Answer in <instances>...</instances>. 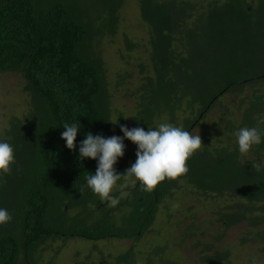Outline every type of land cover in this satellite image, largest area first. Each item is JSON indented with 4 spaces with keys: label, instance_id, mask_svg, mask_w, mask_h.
<instances>
[{
    "label": "trees",
    "instance_id": "1",
    "mask_svg": "<svg viewBox=\"0 0 264 264\" xmlns=\"http://www.w3.org/2000/svg\"><path fill=\"white\" fill-rule=\"evenodd\" d=\"M137 2L149 49L133 58L138 80L126 88L132 99L126 118L110 105L100 57L103 39L117 30L123 0H0V70L21 72L33 104L29 119L11 118L0 130L14 150L10 173L0 175V208L12 216L0 225V264H43L41 252L69 235L133 241L99 264H236L231 246L217 243L224 229L238 224H244L239 244L258 241L264 260V0ZM122 38L127 49L136 45ZM218 73L214 88L210 78ZM111 116L117 130L127 123L146 130L170 123L190 132L201 124V136H210L187 160L186 174L166 178L150 193L121 177L110 199L101 201L86 186L97 161L81 160L79 145L87 133L110 137ZM65 123L80 127L74 150L61 139ZM242 127L262 133L245 155L235 136ZM174 196L185 197L180 209L188 224L161 238L160 222L176 224ZM199 215L207 216L201 221ZM205 222L215 229L209 238ZM147 231L156 243L149 235L144 246L135 245ZM260 260L237 264H264Z\"/></svg>",
    "mask_w": 264,
    "mask_h": 264
},
{
    "label": "rangeland",
    "instance_id": "2",
    "mask_svg": "<svg viewBox=\"0 0 264 264\" xmlns=\"http://www.w3.org/2000/svg\"><path fill=\"white\" fill-rule=\"evenodd\" d=\"M250 2L254 0H248ZM91 10V9H89ZM92 11V10H91ZM90 11V12H91ZM119 23L115 34H113L110 38L106 37L103 39L101 46V59L103 61V80L105 81V92L111 94L110 105L117 110V108L122 112V114L127 118L131 113V100L129 95H126L128 92L127 89H132L134 87V82H137L138 77L135 71V66L131 63L133 62V58L136 56L138 58L147 56V49H149L147 45V27L144 22L141 20L140 10L138 7L137 0H123V3L118 11ZM123 34H126L128 38L132 41L136 42V45L131 49H127L123 43ZM113 40V42H110ZM120 53H123V58L120 56ZM128 61V62H126ZM120 71H132L133 76H128L129 78L121 79L116 76L117 72ZM212 85L216 88L217 82L219 80V73L210 78ZM153 84H156V81H153ZM127 88V89H126ZM31 94L26 89V81L22 76L21 72L18 70L12 71H1L0 70V130L5 128H9L7 125L8 121L11 118L22 116L25 117L28 108H33V104L30 102ZM218 110V109H217ZM219 112V110H218ZM216 114V112H212ZM29 119V115L26 116ZM113 123L112 125V134L116 136H123V133L117 130V126L115 124L114 118L111 116ZM129 129H132L130 123L126 125ZM156 128V127H154ZM206 128V126H202L201 124H197L194 128L191 129L192 135H200L201 140L202 137L208 138L210 135L206 132L201 136L200 130ZM147 131L146 129H144ZM26 135L27 129H22L21 131ZM206 134V135H205ZM37 135V132H35ZM110 136V137H111ZM221 138L225 139V135ZM0 142H9L8 133L3 130L0 131ZM14 145L18 146V140L13 141ZM123 143L125 145L124 155L116 162L117 164L123 162L121 164L122 171L131 166L132 163L136 160V145L128 139H124ZM207 143V141H206ZM128 153V154H127ZM249 154V153H248ZM128 167L124 166L127 165ZM125 179V175L121 176ZM127 177V176H126ZM128 183L130 185L133 184V177H127ZM117 186L114 185L113 189ZM178 193V192H177ZM176 193V194H177ZM174 209L176 213L174 214V221L176 224H168L167 222H160L159 225L162 228V236L161 238L170 237V233L173 232L175 235L182 232L185 229L186 223L184 216L181 212L180 208L184 207L185 197L184 196H174ZM198 200V199H196ZM199 201V200H198ZM202 205V202H199ZM207 215H199L197 220H201L205 218ZM203 227V228H202ZM174 228V229H173ZM201 229L204 230L205 236L210 237L209 233L213 232L215 229L208 225L207 222L201 223ZM172 230V231H171ZM197 230V229H196ZM244 230V224H238L236 226H231L224 229L222 236L219 238L217 244L221 246L230 245L232 250L230 251V259H234V262L237 264L238 262L245 263L247 261H251L256 259L258 261L263 262L262 255L260 253V243L258 241L247 242L246 245L239 244V237ZM195 231V230H194ZM199 231V230H198ZM198 231H195L198 233ZM150 231L145 232L141 235L137 241L134 242L135 245L139 243V245L144 246V244L150 238L154 244L156 243V235H151ZM150 235V236H149ZM149 236L147 239L146 237ZM197 236L193 235L191 241L196 240ZM48 248L44 249L42 254L41 262L43 264H48L46 260H50L54 262V264H78L80 261L87 260L88 262H92L93 264H99L100 260L103 259L105 254L109 252L113 255L121 252L131 244L133 241L131 239L126 238H114L113 240L108 238H98V239H85L80 236H70L66 239H58L57 241H52ZM60 247L58 255L55 257L54 261H52L49 257L53 253V249H57ZM150 247V246H149ZM168 256L174 254V249L168 245L167 249H165ZM185 256L192 259L191 252L188 249L184 250ZM107 257V256H106ZM143 256H140L139 261H141ZM239 258V259H237Z\"/></svg>",
    "mask_w": 264,
    "mask_h": 264
},
{
    "label": "clouds",
    "instance_id": "3",
    "mask_svg": "<svg viewBox=\"0 0 264 264\" xmlns=\"http://www.w3.org/2000/svg\"><path fill=\"white\" fill-rule=\"evenodd\" d=\"M113 123L109 125L111 134ZM79 128L75 123L71 126L68 123L63 125L64 130L60 135L69 150L76 148L74 141ZM120 131L123 133L122 137L110 135L111 137L104 138L100 134L87 133L85 139L80 141L79 158L97 161L95 174L90 173L86 177V186L98 195L101 201L110 199L113 186L121 178L122 173H117L113 166L117 164L118 158L124 155V139L136 145V160L123 174L133 177V183L139 182L141 190L149 193L166 178L173 180L186 174L187 160L202 144L199 134L192 135L191 132L170 123H161L147 131L141 127L129 129L125 125H120ZM235 136L241 155L247 154L254 145L262 142V133L258 127H242ZM13 162V147L8 142H0V175L9 174ZM112 203L115 204L117 201L113 200ZM11 219L10 213L0 208V225L8 223Z\"/></svg>",
    "mask_w": 264,
    "mask_h": 264
},
{
    "label": "flooded vegetation",
    "instance_id": "4",
    "mask_svg": "<svg viewBox=\"0 0 264 264\" xmlns=\"http://www.w3.org/2000/svg\"><path fill=\"white\" fill-rule=\"evenodd\" d=\"M138 182H136V183H133L132 185H133V187L137 184ZM130 192V189L129 190H127V192H126V194L127 193H129ZM232 226H235V225H232ZM229 227H231V226H229ZM127 239V238H126Z\"/></svg>",
    "mask_w": 264,
    "mask_h": 264
}]
</instances>
